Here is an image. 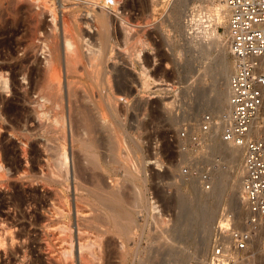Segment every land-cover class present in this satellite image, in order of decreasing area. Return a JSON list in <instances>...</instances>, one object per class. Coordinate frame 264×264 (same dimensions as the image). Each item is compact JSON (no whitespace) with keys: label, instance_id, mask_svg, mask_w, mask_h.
Wrapping results in <instances>:
<instances>
[{"label":"rangeland","instance_id":"374dc122","mask_svg":"<svg viewBox=\"0 0 264 264\" xmlns=\"http://www.w3.org/2000/svg\"><path fill=\"white\" fill-rule=\"evenodd\" d=\"M86 1L39 0L35 5V11L41 12L35 17L26 8L25 3L17 6L13 0H0V79L8 81V89H5L0 82V167L4 166L0 169V264L52 263V259H57L62 251L63 236L61 234L58 236L60 227L62 224L71 222L72 219L76 224L73 188L70 192L66 187L53 185L50 181L54 166L53 147L62 142L49 126V118L56 112L54 102L46 103L48 115L42 119V122H39L34 115L33 108L36 102L42 101L43 96L47 94L44 83L45 74L42 70L39 71V67L45 65L51 45L48 37L52 27V16L46 10L55 8L60 19L59 26L62 25L63 17H65L70 22L73 32H79L81 29L83 34L89 32V35L97 38V29L94 28L90 33L86 25V19H92L87 15L88 9L84 5L87 4ZM143 1L124 0L116 11L111 5L102 7L104 4L93 0L91 3H95V6L92 5L90 8L98 12L102 9L114 18H118L116 12L122 14L123 11L125 15H130L133 36L135 38L140 36L139 38L148 43L142 49L141 57H134L136 70L133 66L129 67L122 63L118 65L123 70L127 69L131 78H135H133L135 83L130 84L134 94H132V104H142L146 110L140 120L149 124L153 122L154 125L153 127L151 124L139 140L141 151L138 156L146 160L144 161L146 165L144 163L143 165L147 167L139 176L145 177L144 186L142 184L141 187H144L150 203L157 207V212L154 214L160 218L164 217V221L168 222V228L163 226L164 224L161 227L158 223L155 226L154 221L151 220L153 224L149 225L148 232L156 236L161 231H159L160 228L168 231L171 225L174 227L178 212L173 198L180 195L194 197L197 188H202L204 191L198 202L204 207L216 208L217 217L213 227L218 221L225 220V214H232L236 227L246 230L244 224L247 213L245 208L242 211L243 205L239 207L237 202L243 178V157L238 155L237 159V155H234L236 161L232 163L228 160L233 156H231L232 153L224 152V148L216 146L219 137L223 140L224 131L220 127L226 126V120L216 116V126L213 130L208 134L201 132L202 117L210 113L205 108L196 110L195 103L198 88L215 86L217 90H221L224 87L222 79L214 81L208 72L211 66L215 68V62L218 60L216 58H219L225 46L229 47L226 40V28L218 27V32L223 37L218 45L209 47L206 42L208 40L204 41L203 37L194 35L197 39L193 40L195 38L190 35L187 26L193 12L204 16L206 27L209 26L208 16L212 15L213 6H215L212 0H160L155 5L149 0L150 3L146 2L148 4L147 8H144L145 11L141 7ZM80 4L82 6L78 7ZM125 5H131L127 11H124ZM76 20L81 21L82 25L78 26ZM61 32L60 29L58 34L63 41L64 35ZM114 33L115 31L111 29V36ZM227 56L232 64L229 50ZM111 62L109 66L114 64L113 61ZM83 68L79 67V73L70 78L81 82L80 87L83 84H95L90 83L85 75L86 70ZM142 71L148 72L154 79L149 87L143 86L140 78ZM61 77L67 85L65 67ZM84 90L85 88L78 90L80 98L86 95ZM93 91L94 95H98L99 87ZM133 111L134 109H131L130 113L135 115ZM127 124L134 127L137 125L131 120ZM68 147L71 154L70 140ZM208 152L213 154L209 153V156H206ZM203 156L208 157L204 159L207 160V164L203 162ZM72 160L71 155L69 167L70 180L73 181L74 162ZM138 183L137 185L140 186L141 183L139 181ZM167 199L171 201V206L167 204ZM58 209H63L65 215L60 213L58 215ZM68 210L72 212V215ZM143 218V215H139L141 222ZM155 229L158 232L155 233ZM172 230L173 228L170 231ZM263 236L253 237L251 257L246 264H262L264 261L262 259L264 246L260 241L262 240L263 243ZM186 240L179 244V248H185L187 253L195 256L197 240L195 243L191 242L192 244L189 238ZM141 245L144 249L148 248L149 243L144 242ZM98 252L101 259L96 264H120L118 255L114 253L115 248L104 247ZM157 260L155 264H159Z\"/></svg>","mask_w":264,"mask_h":264},{"label":"bare ground","instance_id":"6f19581e","mask_svg":"<svg viewBox=\"0 0 264 264\" xmlns=\"http://www.w3.org/2000/svg\"><path fill=\"white\" fill-rule=\"evenodd\" d=\"M37 1L39 0H13V3L17 6L25 3L26 8L36 17L41 12L35 11ZM88 1L90 0H87V4L84 5L88 9L87 15L91 16L93 22L87 18L86 25L90 33L94 28L97 29V38L89 35V32L83 34L81 29L79 32H73L70 22L65 17H63L62 25L59 26L60 19L55 8L46 10L52 16V27L48 37L51 45L45 65H41L39 71L42 70L45 74L44 83L47 94L44 95L45 97L43 96L42 101L36 102L33 112L39 122H42V119L48 115L46 103L54 102L56 112L53 117H48L50 119L49 126L58 135L59 141L62 142L53 147L55 151L54 156H52L54 166L50 174V181L53 185L66 187L70 192L73 188L76 207V224L72 218H70V220L72 219L71 222L62 224L58 235L63 236L61 255L57 259H52L53 262L49 264H96L101 259L98 251L104 247L115 248L114 253L118 255L120 264H155L157 259L159 264H210L213 226L217 212L216 208L204 207L198 202L199 197L204 193L202 188L195 190L196 195L194 197L180 195L173 198L178 214L175 217L174 227L172 225L171 228L169 227L170 230L173 228L172 232L169 229H167L168 231L159 229V227L156 228L161 230L160 232L156 229L154 231L155 233L158 232L156 236H152V233L149 234L148 232L149 225L153 224L151 220L154 221L155 226L158 223L161 227L164 224L163 226L168 228V222L164 221V217L161 219L160 216L154 214L157 212V207L150 203L144 187H141L142 184L144 186L145 177L139 176L142 170L147 169L143 165V163L146 165L144 162L146 160L138 156L141 151L139 140L142 139V134L148 130L153 122L149 124V122L140 120L141 116L145 115L146 110L142 104H132L133 93L130 84L135 83V78H131L127 69L123 70L118 67L122 63L129 67L133 66L135 69L134 57L140 58L142 49L148 43L139 38L140 36L137 38L133 36L134 31L132 30L130 15H125L123 11L122 14L116 12L124 0H98L99 4H104L102 7L105 5L113 6L118 18L109 16L102 9H99L100 12L91 10L90 7L95 6V3H91L93 0ZM144 1L141 7L145 11L144 8L148 4L146 2L149 0ZM158 1L160 0H151L153 5ZM212 1L215 6H213L212 15L208 16V27L204 22L205 17L197 14V12H193V15L190 16L191 19L187 26L190 35L195 38L193 40H196L198 36L203 37L204 41L208 40L206 42L209 47L218 45L223 37L218 32L219 26L226 28V40L229 43V13L225 2L224 0ZM180 2L182 3V1ZM81 6V4L78 5V7ZM130 6L125 5L124 11H127ZM62 8L64 9L65 6L63 5ZM78 20L76 23L81 26L82 23ZM60 29L64 35L63 41L58 34ZM111 29L115 31L112 36L110 34ZM87 37L90 38L87 39ZM228 50L229 47L225 46L219 58H216L218 60L215 62V68L211 66L208 72L214 81L223 80V89L217 90L218 88L216 89L215 86L198 88L195 102L196 110L205 108L213 115L214 119L219 116L226 120V126L220 127L224 132L227 131L229 124L228 87L232 72V64L227 58ZM111 61L114 64L109 66ZM63 67L66 69L67 85L64 84L65 82L61 77ZM79 67H84L86 77L90 83L95 84H83L80 87L81 82L70 78L79 73ZM261 67L264 73V59ZM140 76L144 87H149L154 80L146 71H142ZM2 81H0L1 84L4 85L5 89H8V81ZM17 86L23 87L19 84ZM98 87L99 94L94 95L93 89ZM84 88L87 96L80 98L78 95L80 91L78 92V90ZM158 106L160 107V104ZM131 109H134L135 115L130 113ZM129 120L135 121L137 125L135 127L134 125L128 126ZM263 122L264 110L256 125V132L262 138H264ZM69 140L72 146L71 154L68 149ZM147 142L149 143V141ZM216 146L224 148V152L232 153V157L228 156V160L232 163L236 161L234 155H237V159L238 155H242L240 149L224 142L221 137L218 138ZM209 153L206 156H209ZM219 153L221 152L219 151ZM71 155L74 162L73 181L70 180ZM206 158L208 159V157ZM206 158L203 156L204 163L207 161L204 160ZM217 165L216 168H218ZM1 167L4 166L1 165ZM144 173L146 172L144 171ZM138 181L141 183L140 186L137 185L139 184ZM129 183L131 185H128ZM239 190L237 202L239 207L243 205V211L245 206L242 201V183ZM167 200V204L171 206V201ZM59 213L64 214L63 209H58V215ZM69 213L72 215V212ZM139 215H143V222L139 219ZM188 238L190 244L197 240L195 256L187 253L185 248H179V244ZM210 240L212 241L210 242ZM168 241L170 242L168 243ZM260 241L261 245L264 246V242ZM144 242L149 243L148 248H142L141 244ZM170 243L171 245H168ZM210 244L211 246L208 247ZM262 252V259H264V251Z\"/></svg>","mask_w":264,"mask_h":264},{"label":"built area","instance_id":"2783aa9c","mask_svg":"<svg viewBox=\"0 0 264 264\" xmlns=\"http://www.w3.org/2000/svg\"><path fill=\"white\" fill-rule=\"evenodd\" d=\"M224 2L229 13L232 72L229 124L223 141L240 149L243 155L242 201L247 218L246 230L236 227L232 214H225V220L216 223L210 264H246L253 237L264 235V138L256 132L257 120L264 110V0ZM214 126L213 115L202 117V133H210Z\"/></svg>","mask_w":264,"mask_h":264}]
</instances>
